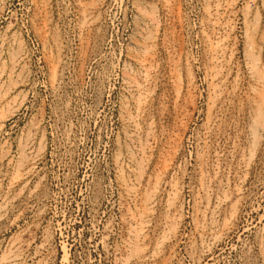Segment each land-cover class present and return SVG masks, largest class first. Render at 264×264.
<instances>
[{
	"label": "rangeland",
	"instance_id": "374dc122",
	"mask_svg": "<svg viewBox=\"0 0 264 264\" xmlns=\"http://www.w3.org/2000/svg\"><path fill=\"white\" fill-rule=\"evenodd\" d=\"M0 264H264V0H0Z\"/></svg>",
	"mask_w": 264,
	"mask_h": 264
},
{
	"label": "bare ground",
	"instance_id": "6f19581e",
	"mask_svg": "<svg viewBox=\"0 0 264 264\" xmlns=\"http://www.w3.org/2000/svg\"><path fill=\"white\" fill-rule=\"evenodd\" d=\"M144 67V66H143ZM259 76V75H258ZM261 77V76H260ZM261 123V122H260ZM145 202V201H144ZM142 216V215H141Z\"/></svg>",
	"mask_w": 264,
	"mask_h": 264
}]
</instances>
